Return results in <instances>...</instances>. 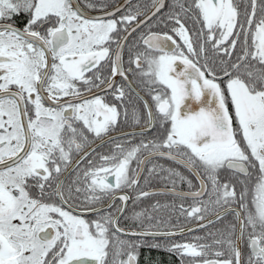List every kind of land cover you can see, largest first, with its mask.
<instances>
[{"label": "snow or ice", "instance_id": "6c2138e0", "mask_svg": "<svg viewBox=\"0 0 264 264\" xmlns=\"http://www.w3.org/2000/svg\"><path fill=\"white\" fill-rule=\"evenodd\" d=\"M145 248L264 264V0H0V264Z\"/></svg>", "mask_w": 264, "mask_h": 264}, {"label": "flooded vegetation", "instance_id": "af4514ba", "mask_svg": "<svg viewBox=\"0 0 264 264\" xmlns=\"http://www.w3.org/2000/svg\"><path fill=\"white\" fill-rule=\"evenodd\" d=\"M161 164H167V161L160 160L158 161ZM149 167L151 166L150 164L148 165ZM147 175V173H145ZM143 184V181H141ZM165 185L159 181L158 179H153L150 181V183L144 188L145 191H154L157 194L148 198H144L142 201L139 202V207L136 209L137 211L142 210V209H147L150 213L152 212V205L159 203L160 205H165L169 204L172 201V197L166 194H163V189ZM158 217L167 219L169 215H172V223L173 224H178V227H183V228H192L195 226V221H186L183 217L180 218L179 221L175 219V214L171 212L170 209L167 208H160L159 210L156 211L155 213ZM204 235V232L202 231H194V232H185L184 235L182 236H176L175 239L177 241H186V240H192L193 237L195 236H202ZM151 239V238H149ZM163 240V238H158ZM156 254L163 255L165 259H169L172 261L174 264L175 262V257L170 258L168 253L164 251H158V250H149L145 248L143 250V255H142V263L147 262L144 261V257H152L154 258Z\"/></svg>", "mask_w": 264, "mask_h": 264}, {"label": "trees", "instance_id": "16d2710c", "mask_svg": "<svg viewBox=\"0 0 264 264\" xmlns=\"http://www.w3.org/2000/svg\"><path fill=\"white\" fill-rule=\"evenodd\" d=\"M151 261H159V264H173L169 259H165L163 255L156 254L154 258H150ZM142 264H148L143 262Z\"/></svg>", "mask_w": 264, "mask_h": 264}]
</instances>
